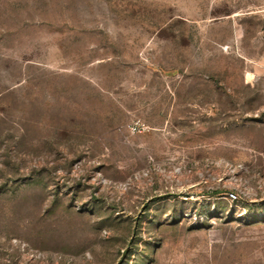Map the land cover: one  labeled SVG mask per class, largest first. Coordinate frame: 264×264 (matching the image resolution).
I'll return each instance as SVG.
<instances>
[{"label": "rangeland", "instance_id": "obj_1", "mask_svg": "<svg viewBox=\"0 0 264 264\" xmlns=\"http://www.w3.org/2000/svg\"><path fill=\"white\" fill-rule=\"evenodd\" d=\"M0 264H264V0H0Z\"/></svg>", "mask_w": 264, "mask_h": 264}]
</instances>
